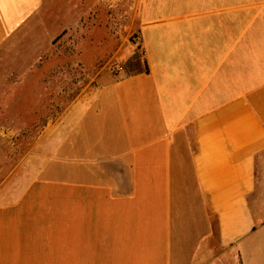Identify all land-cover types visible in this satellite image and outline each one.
<instances>
[{
    "label": "crops",
    "instance_id": "crops-1",
    "mask_svg": "<svg viewBox=\"0 0 264 264\" xmlns=\"http://www.w3.org/2000/svg\"><path fill=\"white\" fill-rule=\"evenodd\" d=\"M67 1L0 0V59L28 48L10 73L51 74ZM136 7L142 65L75 99L0 178V264H264V0Z\"/></svg>",
    "mask_w": 264,
    "mask_h": 264
},
{
    "label": "rangeland",
    "instance_id": "rangeland-1",
    "mask_svg": "<svg viewBox=\"0 0 264 264\" xmlns=\"http://www.w3.org/2000/svg\"><path fill=\"white\" fill-rule=\"evenodd\" d=\"M67 3L73 10L67 20L60 18L64 30L54 38L48 52L52 59L47 61L51 74L45 78L10 73L12 66L23 68L29 63L28 48L23 45L21 58L0 59V99L3 93L5 98L9 93L2 88L16 82L25 85L16 93L14 105L0 106V178L4 175L6 181L22 173L16 165L28 163L32 151L42 148L46 125L59 120L75 99L103 81L106 75L118 76L127 65H135L130 62L135 53L139 55L138 65L143 63L135 17L137 0H69ZM57 27L61 26L54 25V29ZM46 81L52 89L46 94L30 90L31 84L37 88ZM34 102L41 105L32 106ZM260 160L264 173V152Z\"/></svg>",
    "mask_w": 264,
    "mask_h": 264
},
{
    "label": "trees",
    "instance_id": "trees-1",
    "mask_svg": "<svg viewBox=\"0 0 264 264\" xmlns=\"http://www.w3.org/2000/svg\"><path fill=\"white\" fill-rule=\"evenodd\" d=\"M130 62H132V63H137V62H139V55H137L136 53L134 54V56H133V58L130 60ZM145 70L146 69H148V65H147V62L145 61ZM137 71H143V69H139V70H137Z\"/></svg>",
    "mask_w": 264,
    "mask_h": 264
}]
</instances>
